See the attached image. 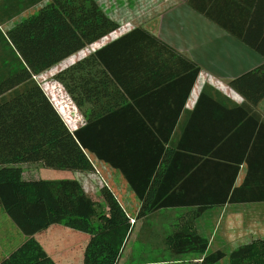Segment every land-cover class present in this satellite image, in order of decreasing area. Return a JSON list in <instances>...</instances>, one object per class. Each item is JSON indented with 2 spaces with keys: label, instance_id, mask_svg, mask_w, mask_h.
<instances>
[{
  "label": "trees",
  "instance_id": "trees-1",
  "mask_svg": "<svg viewBox=\"0 0 264 264\" xmlns=\"http://www.w3.org/2000/svg\"><path fill=\"white\" fill-rule=\"evenodd\" d=\"M197 1L189 0L188 5L218 23V19L210 16L205 8L196 5ZM223 28L229 30L226 26ZM118 29V23L101 9L96 0H51L49 5L8 33L7 38L19 54L22 67L0 83V207L16 223L26 240L0 264H55L35 239L36 235L53 225L89 236L83 264H120L134 226L110 190H101L107 207V210H102V206L86 194L79 181H27L23 179L22 169L18 166L42 163L46 168L55 170L92 172L94 167L89 155L124 175L140 201L135 221L162 209L201 206L184 216L178 229L165 238L174 260L146 264H218L226 257L222 251L209 252V239L197 233L193 222L208 206L236 200L231 196V188L219 200L221 196L215 191L213 182L211 199L216 200L200 202L190 200L188 179H183L178 185H168L163 180L158 183L152 171L146 184L138 183L140 179L135 169L138 164L137 136L131 137L128 128L124 130V116H130L134 126L138 127L142 120L140 115L145 113L144 100H139L138 95H151V88L132 84L133 78L136 80L138 76L137 69L133 67L167 63L161 56L164 52L171 53V48L145 27H135L96 52L95 60L107 68L130 67L129 87H124L119 75L112 72L115 81L130 97V103L124 107L120 104L108 107L103 117L88 118L74 132L68 130L34 79ZM231 34L241 38L252 50H260L263 24L260 22L257 40H247L250 36L241 32ZM106 50L115 51L116 54L107 58L102 53ZM187 63L190 65L191 62ZM74 66L62 71L56 78L76 99V89L79 87V96L87 95L90 83L88 76L74 82ZM260 70L264 71V67ZM199 73L200 69L192 65L185 97L189 96L191 90L190 80L195 84ZM231 86L247 98H252L239 82L233 81ZM263 96L264 91L259 97ZM204 97L207 96L202 93L200 98ZM253 99L257 101L256 97ZM77 106L80 108V105ZM182 107H179L178 114ZM150 134L153 136L152 130ZM158 143L163 147L161 142ZM162 174L168 179L170 168ZM229 260L230 264H264V239L254 240L233 250Z\"/></svg>",
  "mask_w": 264,
  "mask_h": 264
},
{
  "label": "crops",
  "instance_id": "crops-1",
  "mask_svg": "<svg viewBox=\"0 0 264 264\" xmlns=\"http://www.w3.org/2000/svg\"><path fill=\"white\" fill-rule=\"evenodd\" d=\"M49 1L0 0V83L22 67L19 54L7 38L8 33L49 5ZM168 1L164 14L156 19L160 25L158 31L142 27L172 51L161 56L167 63L133 67L138 76L136 80L132 77V84L151 88V95H138L139 100H144L145 113L140 115L142 120L138 127L130 116H124V130L128 128L131 137L137 136L138 183L146 184L152 171L158 183L163 180L168 185H178L188 179L190 200L200 202L216 200L211 199L213 182L221 196L219 200L231 188V196L236 200L208 206L196 220L197 233L209 239V252L226 254L218 264H230L229 254L233 250L264 239V96L259 97L264 91V71L260 70L264 67V0H198L196 5L205 8L218 23L191 8L189 0ZM260 22L263 24L260 50H252L241 38L231 34L241 32L250 36L247 40H257ZM122 34L113 36L96 51L79 59V66L70 65H75V83L81 77L89 78L88 94L79 96L78 87L75 99L86 120L103 117L114 104L124 107L130 103L127 92L112 74H118L122 85L129 87L130 67L107 68L94 57ZM102 53L107 58L116 54L109 50ZM187 62H191L190 65ZM194 64L200 73L195 84L190 80L191 90L185 97ZM233 81L239 82L252 98L233 88ZM202 93L207 97L201 99ZM253 97L257 98L256 102ZM179 107L182 108L178 114ZM89 159L92 162L95 159L107 176L114 175L116 183L127 192L121 196L120 204L124 209L123 199L129 212L136 216L140 201L124 175L93 155H89ZM169 168L171 174L165 179L162 172ZM199 207L160 211H195Z\"/></svg>",
  "mask_w": 264,
  "mask_h": 264
},
{
  "label": "rangeland",
  "instance_id": "rangeland-1",
  "mask_svg": "<svg viewBox=\"0 0 264 264\" xmlns=\"http://www.w3.org/2000/svg\"><path fill=\"white\" fill-rule=\"evenodd\" d=\"M101 9L119 25V29L126 33L135 27L148 26L152 31L159 29L156 19L164 14L163 8L168 0H96ZM175 7L176 4L173 3ZM161 11L163 13H161ZM118 35V34H117ZM113 36L97 42V48ZM96 48V49H97ZM86 47L82 52H89ZM81 52V51H80ZM79 52V53H80ZM92 52V51H91ZM79 54H75L58 65L39 75L38 82L47 88V94L57 108L63 112L65 118L77 126L86 122L85 115L77 106L75 99L69 94L56 76L79 61ZM85 58V57H84ZM69 66V67H68ZM41 78H45L43 81ZM42 89V88H41ZM44 92V91H43ZM45 94V92H44ZM46 95V94H45ZM48 98V97H47ZM92 172L75 173L70 170H55L46 168L42 163H23L18 165L23 172V179L31 180H63L74 179L80 182L86 194L107 210L101 190L106 188L119 200L127 194L116 183L114 175H108L101 169L99 163L91 161ZM121 191V192H120ZM119 195V196H118ZM125 212L135 220L137 215L131 214L124 204ZM121 205V204H120ZM122 206V205H121ZM194 211V210H192ZM182 210H164L135 221L129 240L123 250L120 264H146L157 261L174 260L173 255L165 243V238L174 233L180 220L189 213ZM129 218V219H130ZM138 222V223H137ZM193 227L197 231L196 221ZM43 249L55 264H83V253L89 241V236L63 226L53 225L35 236ZM26 240L11 217L0 207V263L17 250ZM188 256H186L187 258ZM190 257V256H189ZM188 257V258H189Z\"/></svg>",
  "mask_w": 264,
  "mask_h": 264
},
{
  "label": "built area",
  "instance_id": "built-area-1",
  "mask_svg": "<svg viewBox=\"0 0 264 264\" xmlns=\"http://www.w3.org/2000/svg\"><path fill=\"white\" fill-rule=\"evenodd\" d=\"M130 30V29H129ZM123 32L121 31V29H118L116 32H114V33H112V34H110V35H108L107 37H104L103 38V41L105 40V39H107L108 37H110V36H117V34H122ZM89 48H90V51L89 52H78V54L80 55V57H79V59H82V58H84V57H86V56H88L89 55V53L91 52V51H95L96 50V48H97V44L95 43V44H92V45H90L89 46ZM72 64H74V63H72ZM39 76H36V77H34V79L36 80V82L39 84V86L42 88V90L45 92V94H46V96L48 97V99H49V101L51 102V104L53 105V107L56 109V111L58 112V114L60 115V117L62 118V120L64 121V123H65V125H66V127L68 128V130L70 131V132H74L75 130H77L80 126H82L83 124H81V125H79V126H77L76 124H74V125H72V122L71 121H69V120H67L66 118H65V116L63 115V112H61L58 108H57V106L53 103L54 101H53V99H50V97L48 96V94H47V88L45 87L44 88V86L43 85H41L39 82H38V79H40V78H38ZM43 81H46V79L45 78H41ZM130 218V217H129ZM130 222H131V224L132 225H134L135 224V220H133V219H131L130 218Z\"/></svg>",
  "mask_w": 264,
  "mask_h": 264
},
{
  "label": "bare ground",
  "instance_id": "bare-ground-1",
  "mask_svg": "<svg viewBox=\"0 0 264 264\" xmlns=\"http://www.w3.org/2000/svg\"><path fill=\"white\" fill-rule=\"evenodd\" d=\"M49 1V0H48ZM50 2V1H49ZM43 6V5H42ZM123 183V182H122ZM127 188V187H126ZM126 191V190H125ZM121 192V191H120ZM127 195V194H126ZM119 196V195H118ZM131 197V196H130ZM129 205V204H128Z\"/></svg>",
  "mask_w": 264,
  "mask_h": 264
}]
</instances>
